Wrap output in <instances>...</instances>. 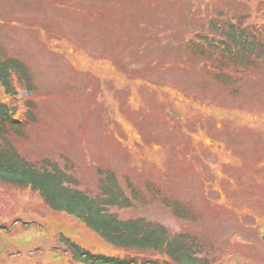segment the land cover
I'll list each match as a JSON object with an SVG mask.
<instances>
[{"label":"rangeland","instance_id":"1","mask_svg":"<svg viewBox=\"0 0 264 264\" xmlns=\"http://www.w3.org/2000/svg\"><path fill=\"white\" fill-rule=\"evenodd\" d=\"M219 15L264 36V0H0V46L34 88L14 147L33 163L68 159L89 194L98 170L112 175L132 202L110 210L120 221L185 235L212 264H264V64L223 84L187 49L206 34L218 42L206 29ZM18 102L0 85V104ZM70 242L137 256L29 189L0 186V264H86Z\"/></svg>","mask_w":264,"mask_h":264},{"label":"trees","instance_id":"2","mask_svg":"<svg viewBox=\"0 0 264 264\" xmlns=\"http://www.w3.org/2000/svg\"><path fill=\"white\" fill-rule=\"evenodd\" d=\"M208 24L206 31L218 37L209 39V35L199 38L198 45L187 47L191 58H199L203 64L212 67L217 73L216 80L227 84L232 75L248 76L247 72L258 71L264 64V41L260 32L247 27L240 18L241 24H231L233 19H223ZM206 25L209 20H204ZM121 24H128V31L139 30L143 35L144 28L139 26L138 18L124 17ZM216 22H219L217 24ZM127 28V26H126ZM210 38H213L210 34ZM223 40V41H221ZM17 62L3 54L0 48V85L4 91L15 96L14 75L19 74L27 84L28 90H34L25 72L17 67ZM223 83V84H224ZM18 105L6 107L0 104V186L29 189L38 195L44 205L55 212H65L80 219L98 231L111 246L126 252L133 251L137 256L117 258L106 255H95L77 245L69 244L73 257L86 264H212L205 247L185 235L170 236L163 225L146 221L143 218H132L120 221L113 215L112 209H129L131 199L125 196L116 178L102 174L97 181V192L87 193L78 189V182L70 174L72 163L64 159L63 167L58 163L42 159L33 163L26 160L14 147V140L23 139V133L33 123L30 115L23 124H14ZM28 116V115H27ZM98 174V175H99ZM136 200L138 193L128 187ZM175 213L180 214L176 209ZM182 216H185L184 214ZM25 225V224H24ZM11 228V227H10ZM9 228V229H10ZM6 231V228H4ZM145 255L152 257L147 258Z\"/></svg>","mask_w":264,"mask_h":264}]
</instances>
